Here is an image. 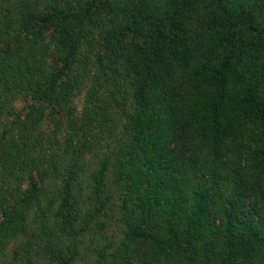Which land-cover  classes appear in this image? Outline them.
<instances>
[{
    "label": "trees",
    "instance_id": "1",
    "mask_svg": "<svg viewBox=\"0 0 264 264\" xmlns=\"http://www.w3.org/2000/svg\"><path fill=\"white\" fill-rule=\"evenodd\" d=\"M0 264H264V0H0Z\"/></svg>",
    "mask_w": 264,
    "mask_h": 264
}]
</instances>
